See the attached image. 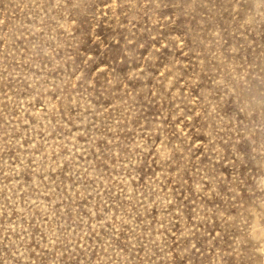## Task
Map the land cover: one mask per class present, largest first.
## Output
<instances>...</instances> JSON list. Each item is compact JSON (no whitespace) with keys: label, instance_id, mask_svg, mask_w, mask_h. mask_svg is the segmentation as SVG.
<instances>
[{"label":"rangeland","instance_id":"obj_1","mask_svg":"<svg viewBox=\"0 0 264 264\" xmlns=\"http://www.w3.org/2000/svg\"><path fill=\"white\" fill-rule=\"evenodd\" d=\"M0 264H264V0H0Z\"/></svg>","mask_w":264,"mask_h":264}]
</instances>
